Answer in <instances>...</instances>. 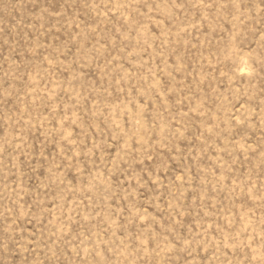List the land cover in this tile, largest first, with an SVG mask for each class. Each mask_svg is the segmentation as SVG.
<instances>
[{"label":"rangeland","instance_id":"obj_1","mask_svg":"<svg viewBox=\"0 0 264 264\" xmlns=\"http://www.w3.org/2000/svg\"><path fill=\"white\" fill-rule=\"evenodd\" d=\"M0 264H264V0H0Z\"/></svg>","mask_w":264,"mask_h":264}]
</instances>
